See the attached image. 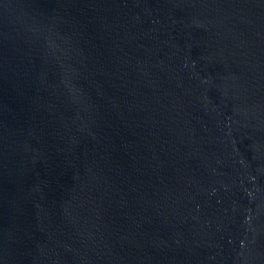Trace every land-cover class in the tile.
<instances>
[{
  "label": "water",
  "instance_id": "95a60500",
  "mask_svg": "<svg viewBox=\"0 0 264 264\" xmlns=\"http://www.w3.org/2000/svg\"><path fill=\"white\" fill-rule=\"evenodd\" d=\"M0 264H264V0H0Z\"/></svg>",
  "mask_w": 264,
  "mask_h": 264
}]
</instances>
